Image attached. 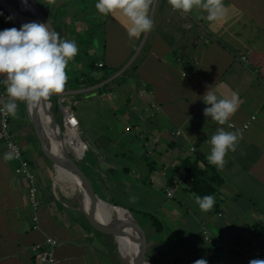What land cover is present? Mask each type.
<instances>
[{"label": "crops", "instance_id": "obj_1", "mask_svg": "<svg viewBox=\"0 0 264 264\" xmlns=\"http://www.w3.org/2000/svg\"><path fill=\"white\" fill-rule=\"evenodd\" d=\"M122 61L114 62L113 56L106 55L101 63L115 68ZM27 63L17 37L0 24V86L3 93L15 96L10 129L29 159L40 203L38 228L33 229L35 210L29 203L27 183L15 173L17 161L0 137V264H37L32 245L47 236L58 240L54 264H125L114 248L115 237L92 227L77 209L78 201L75 205L57 192L54 163L40 145L27 111ZM52 66L53 58L51 71ZM121 83L109 88L119 89L128 110L125 130L135 132L126 143L138 140V157L127 158L121 151L99 152L78 131L75 141L78 135L82 145L78 141L75 146L81 151L86 141L97 153L91 173L84 174L93 190L95 179L106 197L96 194L113 203L132 188L148 195L154 174L162 175L171 167L170 177L162 185L157 182L164 197L152 206L153 212L142 210L160 223L156 228L143 215L147 228L140 227L147 261L264 264V257L244 256L247 250L264 248V0H160L149 47L139 55L126 85ZM63 88L61 94H78V89ZM132 89L136 96L131 95ZM251 115L256 118L242 129ZM231 122L236 126L231 127ZM176 130L180 131L177 136ZM186 158L215 168L222 178L215 199L198 198L189 190L186 172L180 167ZM170 189L171 197L166 195ZM122 212L129 220V214ZM203 226L213 243L204 239Z\"/></svg>", "mask_w": 264, "mask_h": 264}, {"label": "rangeland", "instance_id": "obj_2", "mask_svg": "<svg viewBox=\"0 0 264 264\" xmlns=\"http://www.w3.org/2000/svg\"><path fill=\"white\" fill-rule=\"evenodd\" d=\"M35 1L43 18L49 22L53 33L51 81L49 91L43 97L45 101L46 96L50 103V110L53 109L59 121V134L62 138L65 137L63 135L62 115L60 116L61 110L58 106V97L60 99L61 92L64 91L63 83L65 82V77L77 75L80 79L82 73L89 72V63L91 61H95L97 64L103 61L106 55H110L111 57L113 56L114 62L123 61L120 63L121 65L115 68L109 67L106 63L107 66L104 71L110 73V77L105 81L108 83L106 85L103 83L95 84L89 86L90 88H79L80 90L76 91L78 94H75L78 95L75 98L76 101L71 103L70 107L79 121L81 139H91L99 148V152L114 154V152L121 151L126 154L127 158L130 156L132 159H136L138 154H140L138 140H133L135 144L126 143L130 135H134L133 133L135 132L134 130H125L129 117L128 110L124 108L122 100H120L119 89H110L109 87L111 85L113 87L118 86L120 81L122 82L121 84L126 85L128 79L133 75L134 66L138 63L139 55L146 47H149L154 34V19L160 0ZM10 17L7 3L5 4L4 0H0V24L6 31L17 37L29 62L31 57L30 48L28 44L22 43L17 34H15ZM196 40H199V38H196ZM112 78L114 79L111 80ZM56 88L58 89L57 93L55 92ZM131 92L132 96H136L135 90L132 89ZM64 104L67 105L68 103L65 102ZM45 105L47 106L46 101ZM17 113H19V116L23 113L22 103L19 104ZM50 116L52 122L53 119L56 120L52 114ZM68 151L81 170L87 175L88 173L90 174L92 168L90 166L93 165L97 155L93 151L92 146L88 145V149L81 159L74 157L71 148H68ZM187 152L190 155L192 154L188 149ZM120 158L121 160L123 159L118 157L117 160ZM136 161L138 162V160ZM170 175L171 167H168L167 171L164 170L162 172V175L154 174L155 179L150 176L149 178L153 179L151 180L153 184V188H151L153 190L147 186L150 189L148 195L143 190L132 188L125 197L122 195L121 198L114 199L116 202L114 204L120 207L124 206L123 208L131 211L139 225L147 228L146 218L142 214V212L147 211L142 210L146 209L153 212L154 207L152 206L157 205L156 201H159L160 196L164 197V192L159 189L158 183L162 185V182H165V178H169ZM149 178L147 182L151 184ZM94 180L92 179V184H94L95 191L101 197H106L98 189L97 184L95 185L96 182ZM152 191H155V193ZM73 193L78 201L77 191L73 190ZM175 200L173 199V201ZM164 213V209L159 212L161 215ZM79 217L81 218V216ZM116 244L114 245L115 250L117 248ZM116 251L121 258L118 248Z\"/></svg>", "mask_w": 264, "mask_h": 264}, {"label": "bare ground", "instance_id": "obj_3", "mask_svg": "<svg viewBox=\"0 0 264 264\" xmlns=\"http://www.w3.org/2000/svg\"><path fill=\"white\" fill-rule=\"evenodd\" d=\"M6 1V2H5ZM4 3L8 5L9 14L11 21L13 22L15 34L20 38L22 43L28 44L33 58L32 64L30 65V82L29 87L32 96H35L39 113L41 115L44 126L48 129L49 133V145L55 153L62 151L61 145L65 148H73L78 150L75 143L80 138L75 135L76 130L69 129L66 136L62 138L60 142L57 138L58 128L52 122L50 112L47 111L44 95L49 91L50 79H48L49 73L51 72V59L42 64V54L47 46V36L42 23L38 20V14L36 8L33 6L32 0H4ZM48 79V80H47ZM82 145V142L79 141ZM79 145V146H80ZM56 177L55 184L57 192L65 197H68L76 205V197L74 196L73 190H80L82 194V201L84 207L87 208L89 199L84 195V190L78 183V179L66 171L64 164L58 161L55 164ZM92 202V201H91ZM98 202L99 206V218L110 226H118L122 220H126L122 210L115 209L111 205L104 201ZM118 251L121 256L127 262H130L138 253V249L134 246L132 239L130 238H119L116 237ZM143 264H148L143 263Z\"/></svg>", "mask_w": 264, "mask_h": 264}, {"label": "water", "instance_id": "obj_4", "mask_svg": "<svg viewBox=\"0 0 264 264\" xmlns=\"http://www.w3.org/2000/svg\"><path fill=\"white\" fill-rule=\"evenodd\" d=\"M32 2H33L34 7L37 10L38 20L42 23L45 29V32H46V36H47V46H46V49L43 51L42 61H41L42 64H44L49 59L53 58V33L50 29L49 22L43 18V15L39 7L36 4V1L32 0ZM32 61H33V58L30 57V61L27 63L26 91L24 95L26 99L27 111H28V115L31 121V125L33 127L34 133L40 145L42 146L46 155H48L50 159L53 161L54 166L58 161H61L64 164L66 171L74 175L80 182L82 189L84 190V195H86L87 199H89L90 202H88L87 208L84 207L83 201H82V194L80 190L78 189L75 190L77 191V194H78L77 209L85 215L89 223L96 230L110 234L113 237H115V239L116 237L130 238L136 243L138 253L130 262H127L124 259V257L121 256L125 264H143L146 262L150 264L146 259V250H145L146 239H145L144 231L140 227L139 223L133 217L131 211H129L126 208L120 207L112 202L105 201L104 199L100 198L96 194V192L93 190L89 179L86 177L84 172L81 170L76 160L70 156L69 151L67 148H65V146L61 145L62 151H60L59 153H55L51 149L49 142H48V139H49L48 129L43 124L35 96H32L31 90L29 87L30 65L32 64ZM51 72L49 73V76H48V79H50V81H51ZM45 101L48 102V100L46 99V96H45ZM53 122H54V125L58 128V132L60 133V126L58 122L54 119H53ZM59 133L57 134V138L61 142L62 137ZM97 200L104 201L105 203L111 205L115 209L126 211L129 214L130 219L122 220L123 223L120 222L118 226H110L108 224L101 222V220L99 219V214H98L99 212L98 202H95Z\"/></svg>", "mask_w": 264, "mask_h": 264}, {"label": "built area", "instance_id": "obj_5", "mask_svg": "<svg viewBox=\"0 0 264 264\" xmlns=\"http://www.w3.org/2000/svg\"><path fill=\"white\" fill-rule=\"evenodd\" d=\"M207 20H210V17L207 16ZM209 38L206 35L205 42H208ZM244 61H247L246 57H242ZM98 66H102L101 62L97 63ZM95 87V86H94ZM90 88V87H89ZM88 88V89H89ZM92 88V87H91ZM91 90V89H90ZM93 90V89H92ZM75 93H67L64 92L61 94V98L58 100V104L61 110L62 115V127H63V135L66 136L69 129L76 130L78 133L80 132L79 121L76 118L73 110L71 109V103H75ZM14 99L15 96H8L3 93L2 88L0 86V137L4 143V146L7 152L10 154L12 158L17 161V165L15 167V173L19 176L23 177L28 186V198L29 203L35 210V215L33 216V220L35 224L32 226L33 229L38 228V216L37 211L39 209V199H38V188L36 183V178L31 169V164L29 159L23 154V150L21 146L15 140L13 132L10 129V120L11 113L14 108ZM67 102L68 104H64ZM154 108H157L154 105ZM256 118L255 115H251L250 120L246 121L242 124V129H247L250 125V122ZM231 127H235L236 124L231 122L229 123ZM180 131L176 130L174 135H179ZM88 149V145L85 142L84 148L81 151H76L74 149V157L76 159H81L85 155V152ZM193 149V148H192ZM166 195L171 197L172 190H167ZM201 233L206 241L213 243L214 239L209 234L206 227H202ZM58 244L57 238L53 236H47L42 242H37L32 245V251L34 252L35 259L37 264H54L56 262V257L54 255V249ZM238 250V249H237ZM244 256L250 260L255 258L264 257V248H254L244 252Z\"/></svg>", "mask_w": 264, "mask_h": 264}, {"label": "trees", "instance_id": "obj_6", "mask_svg": "<svg viewBox=\"0 0 264 264\" xmlns=\"http://www.w3.org/2000/svg\"><path fill=\"white\" fill-rule=\"evenodd\" d=\"M105 66H98L95 61L89 63V72L81 74L79 79L76 76L65 77L63 87L68 89H79L81 87H89L95 84L102 83L110 77L108 71H104ZM103 70V71H102ZM112 78L111 80H113ZM104 82L103 84H107ZM187 175L189 181V190L196 197L215 199L216 193L219 186L222 183V178L215 172V168L211 165L199 163V159L190 160L189 158L184 159L181 162V166ZM210 173V174H209ZM172 179H168L170 182ZM143 215L149 217L156 228L160 227L159 221L151 216L149 213L142 212Z\"/></svg>", "mask_w": 264, "mask_h": 264}, {"label": "clouds", "instance_id": "obj_7", "mask_svg": "<svg viewBox=\"0 0 264 264\" xmlns=\"http://www.w3.org/2000/svg\"><path fill=\"white\" fill-rule=\"evenodd\" d=\"M105 82V81H104ZM104 82H102V83H104Z\"/></svg>", "mask_w": 264, "mask_h": 264}]
</instances>
